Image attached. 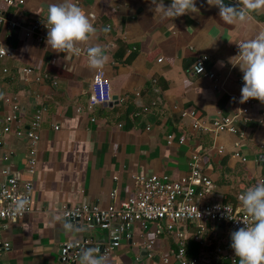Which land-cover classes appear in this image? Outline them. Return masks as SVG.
Instances as JSON below:
<instances>
[{"label":"crops","instance_id":"crops-1","mask_svg":"<svg viewBox=\"0 0 264 264\" xmlns=\"http://www.w3.org/2000/svg\"><path fill=\"white\" fill-rule=\"evenodd\" d=\"M61 2L26 0L9 7L0 0V14L29 23L38 15L47 16L49 5ZM73 2L97 29L81 48L103 47L108 57L104 69L117 100L90 109L94 70L88 68L85 54L66 57L46 42L25 38L20 29L0 23V45L9 52L3 63L10 69L9 74H0V118L10 110L8 96L18 97L24 128L30 126L36 109L44 108L31 210L19 220L7 221L2 229L11 243L10 250L0 252L3 262L61 264L62 242L91 236L64 217L65 207L85 201L104 206L118 203L134 193L137 175L163 172L176 179L187 175L193 154L201 156V167L214 183L205 193L207 200L235 202L238 193L264 182V103L256 100L250 112L238 118L236 133L193 131L192 117L182 116V111L194 109L198 116L213 121L238 112L233 96L241 95L238 78L243 73L230 59L234 62L231 57L238 54L237 44L262 30L264 12L227 24L218 16V8L209 7L206 0H195L199 13L163 20L154 17L151 0ZM170 3L164 0L166 6ZM201 54L209 56L206 68L217 74V81L193 73V63ZM29 65L49 75L44 83H24L21 69ZM170 133L174 134L171 144L167 142ZM182 136L185 142L180 144ZM219 145H224L223 153L218 152ZM28 148L26 136L5 135L0 146V181L9 175L26 178ZM236 150L247 160L234 156ZM113 190H117L115 199L110 196ZM66 223L72 225L70 230L65 229ZM197 226L193 223L189 230ZM232 231L225 223L208 222L199 235L203 243L196 240L189 245L188 254L212 264H228L215 248L231 244ZM132 232L133 241H139L141 224L135 222ZM163 236L157 239L152 258L130 239L108 263L161 264L163 254L173 260L176 245L172 239L164 242Z\"/></svg>","mask_w":264,"mask_h":264},{"label":"built area","instance_id":"built-area-1","mask_svg":"<svg viewBox=\"0 0 264 264\" xmlns=\"http://www.w3.org/2000/svg\"><path fill=\"white\" fill-rule=\"evenodd\" d=\"M6 6H18L24 4L26 0H1ZM46 16L38 15L29 23H24L19 19L5 17L0 14V23L5 22L11 29H20L25 38H34L38 42H46L47 28L44 25ZM264 31V26L262 30ZM6 55L0 54V74H9L10 69L3 63V60L9 55L8 49ZM81 54L87 56V51L81 48ZM209 56L201 54L195 59L192 71L195 75H202L218 80L216 73L207 70L206 61ZM21 77L24 83L41 84L49 77L46 73H40L34 66H24L21 69ZM238 81L243 86L242 76ZM54 84L57 82L54 81ZM34 95L40 98V93L34 90ZM239 95L233 96V101L239 106L237 113L232 115L220 116L209 121L204 117L198 116L196 110L182 111V116H191V128L193 131L236 133L238 128L236 121L240 116L247 115L256 99L250 98L247 102L239 103ZM235 98V99H234ZM112 100V85L107 76L104 67L94 71L91 82V93L89 97V108L105 104ZM6 103L10 106L9 112L4 118H0V144L5 135L13 132L17 136H26L29 141L27 157V176L24 179L9 175L5 181H0V252H7L11 249V243L2 235V229L5 228L7 221H16L23 218L31 210L33 200V178L37 170L38 149L40 142V130L43 124V110L41 106L36 109L33 120L28 128L22 126L18 115L19 99L17 96L6 97ZM145 110L148 108L145 107ZM264 113V111H263ZM58 129V125H54ZM150 129L149 127H147ZM174 140V134L167 136V142L171 144ZM180 144L185 142V137H179ZM219 153L225 150L224 145L217 148ZM234 156L240 157L243 161L247 157L243 156L238 150L234 151ZM201 156L193 154L190 160V170L187 175L179 178H172L169 174L163 172H154L148 175L142 174L135 176L134 193L121 200L120 202L110 203L104 206L99 203L82 202L78 205L65 207L63 215L66 219L79 220L87 223L89 228L100 226L114 232L110 235L108 242H97L94 237H84L81 239L64 241L60 245L61 264H75L79 260L80 252L89 246L99 249L98 255H103L108 259L121 246L123 240L132 239V230L135 222L142 226V234L139 241H133L139 247L148 252L150 258L154 256L157 249V239L163 236L164 242H170V239L176 245L174 259H170L167 254L161 257V264H212L210 260L204 259L199 255H188V243L191 236L189 230L191 223H197L199 230L194 234V238L203 243L199 236L208 222L225 223L233 231L244 227L243 220H247V214L240 210L239 196L236 195V201H210L204 198L208 188L214 185L212 178L203 171L200 164ZM261 164L264 167V151L261 155ZM3 174L8 175V170L4 169ZM117 190L110 193L112 199H115ZM26 196L29 200L27 210L22 214H13L11 207L14 199ZM227 209V213H226ZM229 218H228V216ZM163 222V226L159 225ZM155 223L154 227L150 224ZM151 235V236H150ZM220 260L227 261L229 264H239V258L235 257L230 244L219 245L215 248ZM0 264H12L0 261Z\"/></svg>","mask_w":264,"mask_h":264},{"label":"clouds","instance_id":"clouds-1","mask_svg":"<svg viewBox=\"0 0 264 264\" xmlns=\"http://www.w3.org/2000/svg\"><path fill=\"white\" fill-rule=\"evenodd\" d=\"M206 3L209 7L218 8V16L227 24L242 23L251 13L264 12V0H235L233 4H226L225 0H206ZM151 4L154 17L161 20L174 19L189 12L199 13L195 0H171L167 6L164 0H151ZM44 25L47 28V47L64 53L66 57L79 56L81 45L89 42L97 31L89 16L73 0L49 5ZM237 45L238 54L231 57L234 62L230 59V63L243 73L239 103L243 104L250 98L264 103V31ZM0 54L6 55L3 45H0ZM87 57V66L94 71L102 69L108 60L100 45L88 47ZM28 204L26 196L16 198L11 211L22 214ZM239 206L248 219L242 221L244 227L231 232L230 247L239 258V264H264V182H258L241 194ZM64 227L70 230L72 225L66 223ZM98 252L97 248L82 249L79 264H106L107 258Z\"/></svg>","mask_w":264,"mask_h":264},{"label":"water","instance_id":"water-1","mask_svg":"<svg viewBox=\"0 0 264 264\" xmlns=\"http://www.w3.org/2000/svg\"><path fill=\"white\" fill-rule=\"evenodd\" d=\"M112 100H117V96H113ZM2 144H0L1 146ZM12 176V175H11ZM68 221L74 222L78 227L82 228L83 230L90 232L91 236L94 237L95 241L97 242H108L110 235H113L114 232H110L108 229H104L100 226L92 227L89 228L87 223L79 220H70L67 219ZM128 241H131L130 239ZM126 242V240H123V243Z\"/></svg>","mask_w":264,"mask_h":264},{"label":"trees","instance_id":"trees-1","mask_svg":"<svg viewBox=\"0 0 264 264\" xmlns=\"http://www.w3.org/2000/svg\"><path fill=\"white\" fill-rule=\"evenodd\" d=\"M225 201H228L227 199L225 200ZM191 224H193V223H191ZM190 224V225H191ZM197 230H199V226H197L196 228H195V230H192L191 231V236H190V238H189V243H188V247H189V245H193V243L196 241V239L194 238V234L197 232ZM197 243V242H196ZM197 245H199L198 243H197ZM175 246V245H174ZM177 247L175 246V248L174 249H176ZM198 249H199V247H197V251H198ZM188 251V250H187ZM196 251V252H197ZM189 255V254H188ZM227 262V261H226ZM228 263V262H227ZM229 264V263H228Z\"/></svg>","mask_w":264,"mask_h":264}]
</instances>
